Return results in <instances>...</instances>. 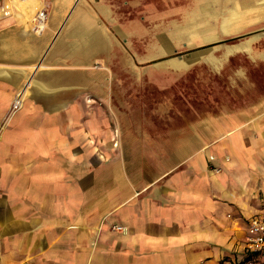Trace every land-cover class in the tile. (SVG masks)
<instances>
[{"label":"crops","instance_id":"obj_1","mask_svg":"<svg viewBox=\"0 0 264 264\" xmlns=\"http://www.w3.org/2000/svg\"><path fill=\"white\" fill-rule=\"evenodd\" d=\"M10 1L0 25L36 3L44 43L69 24L49 54L88 73L72 102L107 111L12 114L0 264L243 262L264 216V0H16L4 17ZM148 89L166 96L152 110Z\"/></svg>","mask_w":264,"mask_h":264},{"label":"rangeland","instance_id":"obj_2","mask_svg":"<svg viewBox=\"0 0 264 264\" xmlns=\"http://www.w3.org/2000/svg\"><path fill=\"white\" fill-rule=\"evenodd\" d=\"M4 14V17L11 14L10 7L4 8ZM68 28L69 24L65 22L57 24L56 30L52 33V35L54 34L52 40H47L44 43L43 36L47 28H44L43 33L37 34L32 28L25 31L22 27H16L14 23L0 25V69L6 71L1 75L3 77H0V140L9 126L17 125L12 122L14 115L9 120L7 118L13 109V99L18 92V84L25 86L30 82V78L43 83L51 91L41 92L31 84L29 95L25 98L23 106L17 109L19 111L25 108L23 109L25 117L34 116V111L39 110H46L48 116L56 111L71 110L72 108L86 113L107 111L104 103L93 102L92 98L91 100L86 99L88 96L83 97L84 102L71 101V98L75 99L79 97L78 95H88L76 87L78 84H85L88 81V73L82 69L71 68L81 64H71L65 57L63 60L54 61L53 56L49 54L51 45L53 46L56 38H59L58 36ZM63 50H65L64 44L58 45L57 51ZM76 57L80 62L87 56ZM42 61L44 68L39 69ZM193 89L191 92L186 90V100L196 103L200 94L197 93V88ZM81 98L79 99L81 100ZM145 98L146 101L145 104H142V108L146 110L155 109L157 102L166 100L164 94L150 89L146 90ZM175 101L176 106L181 107L178 98ZM116 104L120 103L116 102Z\"/></svg>","mask_w":264,"mask_h":264},{"label":"built area","instance_id":"obj_3","mask_svg":"<svg viewBox=\"0 0 264 264\" xmlns=\"http://www.w3.org/2000/svg\"><path fill=\"white\" fill-rule=\"evenodd\" d=\"M44 17L43 11L38 13L39 19ZM114 229L120 227L114 226ZM244 250L247 257L243 264H264V216L249 219Z\"/></svg>","mask_w":264,"mask_h":264},{"label":"bare ground","instance_id":"obj_4","mask_svg":"<svg viewBox=\"0 0 264 264\" xmlns=\"http://www.w3.org/2000/svg\"><path fill=\"white\" fill-rule=\"evenodd\" d=\"M78 1V0H77ZM18 2L16 0H11L10 1V4L6 5L5 8H8L10 6H15L17 5ZM27 6V5H26ZM40 6L36 3H34L31 8L29 7L28 9H24L25 10V13L23 14V19L21 20L20 23L23 24L24 26V29L25 31H28L27 29H30L31 26L33 25H36V27L38 28L36 30V33L37 34H40L41 31L43 30V28L45 27V23L43 22L44 21V18H40V21H38V23H36V19L34 18V15L35 13H37L39 11V8ZM1 11H4L1 10ZM71 12V11H70ZM18 17V15H17ZM19 18V17H18ZM33 30V29H32ZM59 31V30H58ZM44 64H43V61L42 63H40L39 65V69L41 67H43ZM38 71V70H37ZM34 80V79H33ZM28 82V81H26ZM18 84V83H17ZM24 85V84H23ZM21 84H18V92L16 94V96L14 97L13 99V109L11 110V113L9 114L8 116V120L10 119V117L12 116V114L17 110L19 109L20 107L23 106V102L25 100V98L29 95V87L31 86V82H29L27 85L23 86Z\"/></svg>","mask_w":264,"mask_h":264},{"label":"water","instance_id":"obj_5","mask_svg":"<svg viewBox=\"0 0 264 264\" xmlns=\"http://www.w3.org/2000/svg\"><path fill=\"white\" fill-rule=\"evenodd\" d=\"M3 73H6V71H5V69H0V77H3V76H1ZM30 82H31V84H33L34 85V83L36 82V83H40V84H43V83H41V82H39V81H35V80H33L32 78H30ZM44 85V84H43ZM50 89V88H49ZM51 91V89L48 91V92H50ZM41 92H43V91H41Z\"/></svg>","mask_w":264,"mask_h":264},{"label":"trees","instance_id":"obj_6","mask_svg":"<svg viewBox=\"0 0 264 264\" xmlns=\"http://www.w3.org/2000/svg\"><path fill=\"white\" fill-rule=\"evenodd\" d=\"M239 264H243V262H240Z\"/></svg>","mask_w":264,"mask_h":264}]
</instances>
